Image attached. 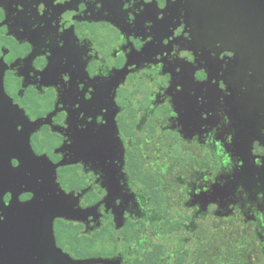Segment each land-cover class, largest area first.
<instances>
[{
	"label": "flooded vegetation",
	"instance_id": "af4514ba",
	"mask_svg": "<svg viewBox=\"0 0 264 264\" xmlns=\"http://www.w3.org/2000/svg\"><path fill=\"white\" fill-rule=\"evenodd\" d=\"M218 2L0 0V264L264 255V0Z\"/></svg>",
	"mask_w": 264,
	"mask_h": 264
},
{
	"label": "rangeland",
	"instance_id": "374dc122",
	"mask_svg": "<svg viewBox=\"0 0 264 264\" xmlns=\"http://www.w3.org/2000/svg\"><path fill=\"white\" fill-rule=\"evenodd\" d=\"M226 226V233H221ZM210 235L215 249V264H264V255L257 236L242 228L239 221L216 225Z\"/></svg>",
	"mask_w": 264,
	"mask_h": 264
},
{
	"label": "water",
	"instance_id": "95a60500",
	"mask_svg": "<svg viewBox=\"0 0 264 264\" xmlns=\"http://www.w3.org/2000/svg\"><path fill=\"white\" fill-rule=\"evenodd\" d=\"M218 1L220 5L215 4L213 8L214 18L217 22H220L222 26H225L226 25V0H218ZM77 264H90V262L82 261Z\"/></svg>",
	"mask_w": 264,
	"mask_h": 264
}]
</instances>
